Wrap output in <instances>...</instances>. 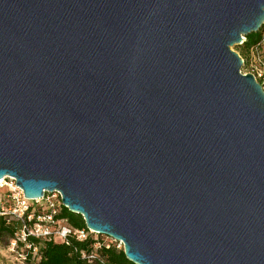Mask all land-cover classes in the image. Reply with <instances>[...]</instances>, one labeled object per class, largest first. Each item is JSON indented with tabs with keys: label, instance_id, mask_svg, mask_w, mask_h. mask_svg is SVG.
<instances>
[{
	"label": "water",
	"instance_id": "1",
	"mask_svg": "<svg viewBox=\"0 0 264 264\" xmlns=\"http://www.w3.org/2000/svg\"><path fill=\"white\" fill-rule=\"evenodd\" d=\"M264 0H0V180L59 191L135 264H264Z\"/></svg>",
	"mask_w": 264,
	"mask_h": 264
},
{
	"label": "built area",
	"instance_id": "2",
	"mask_svg": "<svg viewBox=\"0 0 264 264\" xmlns=\"http://www.w3.org/2000/svg\"><path fill=\"white\" fill-rule=\"evenodd\" d=\"M261 32V42L251 49L252 58L248 65L249 71L242 72L245 74L252 73L264 87V52L261 51L262 46H264V27ZM16 184V179L10 176L0 180V216H10L20 223L19 229L9 241V246L14 251L22 250L19 254L22 262L29 261L27 252L32 251L33 255L38 253V247L29 242L31 236L41 240L54 239L62 242L67 241L70 237L81 241L86 240L91 233L97 236H105L93 232L88 227L74 228L66 219H58L57 216L60 214L63 205L59 191L46 192L43 198L30 200L26 198L23 190ZM41 201L43 204H40ZM41 205L45 207V212L40 211ZM97 236L96 239H98ZM105 237H107L104 240L107 247L115 244L118 248L124 249L122 241ZM101 245V241L95 243V247ZM93 257V254L89 256V258Z\"/></svg>",
	"mask_w": 264,
	"mask_h": 264
},
{
	"label": "trees",
	"instance_id": "3",
	"mask_svg": "<svg viewBox=\"0 0 264 264\" xmlns=\"http://www.w3.org/2000/svg\"><path fill=\"white\" fill-rule=\"evenodd\" d=\"M262 40V32L251 33L246 36V40L235 47V50L244 56H249L251 49L256 47ZM41 209V208H40ZM58 219H66L74 228H86L84 218L80 214L71 212L64 205L61 206ZM20 223L10 216H0V245L8 243L19 229ZM91 233L88 239L78 240L70 237L67 241L41 240L33 236L29 237V242L38 247V253L33 255L28 253L29 261H37L36 264H135L130 261L124 249L118 248L115 244L107 247L105 236H97ZM101 241L102 245L95 247V243ZM104 241V242H103ZM93 258H89L90 255Z\"/></svg>",
	"mask_w": 264,
	"mask_h": 264
},
{
	"label": "rangeland",
	"instance_id": "4",
	"mask_svg": "<svg viewBox=\"0 0 264 264\" xmlns=\"http://www.w3.org/2000/svg\"><path fill=\"white\" fill-rule=\"evenodd\" d=\"M261 51L264 52V46H262ZM249 54H250L249 56H244V57L240 54L243 57V59L245 60L244 66L242 68L243 72L249 71L248 65H249L251 58H252L251 52ZM40 204H43V201H41ZM40 208H41L40 209L41 212L46 211L44 206H42ZM20 252H22V250H19V251L18 250L17 251L12 250L8 243L0 245V264H36L37 261L22 262V259L19 256Z\"/></svg>",
	"mask_w": 264,
	"mask_h": 264
}]
</instances>
